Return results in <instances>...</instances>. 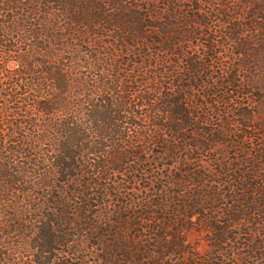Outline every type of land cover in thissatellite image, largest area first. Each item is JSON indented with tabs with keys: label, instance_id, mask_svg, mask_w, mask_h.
I'll return each mask as SVG.
<instances>
[{
	"label": "trees",
	"instance_id": "16d2710c",
	"mask_svg": "<svg viewBox=\"0 0 264 264\" xmlns=\"http://www.w3.org/2000/svg\"><path fill=\"white\" fill-rule=\"evenodd\" d=\"M169 258L264 264V0H0V264Z\"/></svg>",
	"mask_w": 264,
	"mask_h": 264
},
{
	"label": "rangeland",
	"instance_id": "374dc122",
	"mask_svg": "<svg viewBox=\"0 0 264 264\" xmlns=\"http://www.w3.org/2000/svg\"><path fill=\"white\" fill-rule=\"evenodd\" d=\"M133 191H135V189ZM135 194L137 195L136 197H138V199H145L151 194V192L139 191ZM133 197H135V195ZM153 198H155V197H153ZM205 239H206V237H204L203 234H197L194 231H192V233H189L187 236V240L189 242H191V244L194 245V248L198 251L199 255L206 254L208 251L209 246L207 245ZM185 255H186V253H185ZM174 262H175L174 258H171V259L169 258L166 260V264H174ZM176 264H178V262Z\"/></svg>",
	"mask_w": 264,
	"mask_h": 264
}]
</instances>
